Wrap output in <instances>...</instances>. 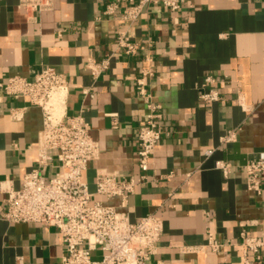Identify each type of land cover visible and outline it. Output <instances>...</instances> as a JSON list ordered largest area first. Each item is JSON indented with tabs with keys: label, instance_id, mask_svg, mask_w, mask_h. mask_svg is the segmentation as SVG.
<instances>
[{
	"label": "crops",
	"instance_id": "1",
	"mask_svg": "<svg viewBox=\"0 0 264 264\" xmlns=\"http://www.w3.org/2000/svg\"><path fill=\"white\" fill-rule=\"evenodd\" d=\"M114 3L117 12L126 5L54 0L39 13L21 0H0V82L33 80L47 66L64 75L67 116H81L100 147L83 177L92 190L99 170L136 178L126 206L120 197L95 199L131 220L149 213L163 220L154 263L245 264L253 254L242 234L264 238V181L250 189L246 172L249 162L264 159V0H186L176 12L152 4L131 32L143 46L132 57L115 52L116 33L128 23L106 13ZM106 58L109 67L95 74L94 64ZM144 68L151 70L146 88L164 128L146 178L137 146L148 113L137 89ZM209 75L221 97L205 105L199 95ZM43 124L39 106L0 88V264H59L63 255L56 228L3 217L7 191L20 188L37 164ZM229 133L232 140H222ZM220 160L231 163L228 174ZM261 256L264 264V247Z\"/></svg>",
	"mask_w": 264,
	"mask_h": 264
},
{
	"label": "built area",
	"instance_id": "2",
	"mask_svg": "<svg viewBox=\"0 0 264 264\" xmlns=\"http://www.w3.org/2000/svg\"><path fill=\"white\" fill-rule=\"evenodd\" d=\"M118 1H124L126 5L117 12L118 5L114 3L108 6L106 13L128 23V28L116 33L115 52L132 57L143 48L131 32L144 11L152 4H161L176 12L186 0ZM21 4L27 10L42 13L53 8L54 0H21ZM109 59L94 64L97 66V71L94 67L95 74L109 67ZM149 74L151 70L144 68L137 80L138 92L148 108L137 136L138 164L143 178L147 177L155 147L164 136L160 105L153 101L146 88L145 77ZM0 88L9 95L26 98L32 105L39 106L44 117L37 146V164L24 175L20 188L7 191V209L3 217L12 223L32 222L56 228L63 245L59 264H169L162 260L153 262L164 231V222L159 216L149 213L131 220L127 211L95 199L98 195L120 197L124 207L138 182L135 177L125 178L115 171L99 170L92 190L84 179L83 173L90 162L98 158L100 147L91 137L89 124L81 116L68 118L69 82L64 75L47 66L33 80L14 76L6 83L0 82ZM84 93L94 96L89 89ZM220 97L216 78L207 76L204 90L199 95L201 103L211 105ZM232 137L233 134L229 133L222 140L229 141ZM212 151L208 149L205 153L209 155ZM217 166L228 174L232 165L220 160ZM49 168L56 169L50 177L45 174ZM246 172L248 187L258 191L264 181V159L249 162ZM242 235L245 250L253 254L245 264H262L264 238ZM209 244L213 248L220 246L212 236Z\"/></svg>",
	"mask_w": 264,
	"mask_h": 264
}]
</instances>
